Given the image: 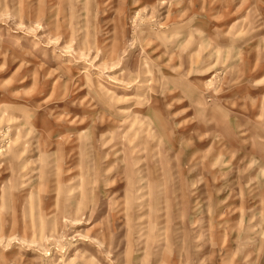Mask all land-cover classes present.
I'll use <instances>...</instances> for the list:
<instances>
[{
	"label": "rangeland",
	"instance_id": "rangeland-1",
	"mask_svg": "<svg viewBox=\"0 0 264 264\" xmlns=\"http://www.w3.org/2000/svg\"><path fill=\"white\" fill-rule=\"evenodd\" d=\"M0 264H264V0H0Z\"/></svg>",
	"mask_w": 264,
	"mask_h": 264
}]
</instances>
